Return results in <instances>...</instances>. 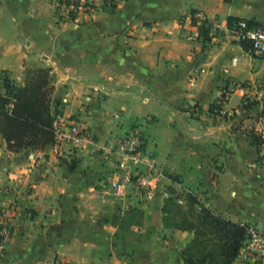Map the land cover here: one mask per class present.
I'll return each mask as SVG.
<instances>
[{"label": "crops", "instance_id": "1", "mask_svg": "<svg viewBox=\"0 0 264 264\" xmlns=\"http://www.w3.org/2000/svg\"><path fill=\"white\" fill-rule=\"evenodd\" d=\"M114 2V11L64 23L50 0H0V75L24 86L30 71L48 69L56 121L82 124L98 146L116 149L135 127L144 138V164L128 169L98 147L55 142L16 153L0 135V215L14 211L0 264H125L153 242L161 264H186L195 235L165 228L168 190L194 193L216 215L264 234V55L227 34L206 40L190 17L264 26V0ZM237 83L248 87L250 108L232 92ZM213 105L230 117L214 116ZM115 172L133 181L151 174L148 197L132 187L115 196Z\"/></svg>", "mask_w": 264, "mask_h": 264}, {"label": "trees", "instance_id": "2", "mask_svg": "<svg viewBox=\"0 0 264 264\" xmlns=\"http://www.w3.org/2000/svg\"><path fill=\"white\" fill-rule=\"evenodd\" d=\"M115 8L116 5L112 4L110 10ZM250 24L255 23L250 21ZM200 28L204 30V38L209 40L205 26ZM245 46L250 47L249 44ZM53 83L48 69L30 71L24 86H18L5 74L0 75V135L10 151L43 150L55 144L54 124L62 111L60 104L53 99ZM9 105H12L11 108ZM216 107H211L212 113ZM245 107L250 108L251 104ZM254 138L259 141L258 137ZM170 179L180 183L177 177ZM167 192L169 197L162 209L165 228L195 235L192 243L182 252L184 262L233 264L246 238L245 226L216 215L194 193ZM180 200L185 204H180Z\"/></svg>", "mask_w": 264, "mask_h": 264}, {"label": "built area", "instance_id": "3", "mask_svg": "<svg viewBox=\"0 0 264 264\" xmlns=\"http://www.w3.org/2000/svg\"><path fill=\"white\" fill-rule=\"evenodd\" d=\"M55 4L56 16L61 22L78 23L84 17L92 15L99 9L109 8L112 4L116 5L114 0H50ZM195 22V26H205L209 40L218 38L221 34H227L238 38L241 42L250 45L248 52L251 55H264V26L250 24L249 20H240L232 25H224L218 18H208L203 12L196 11L190 15ZM236 61H233L235 64ZM227 72V71H226ZM248 87L245 84L237 83L233 85L232 92L239 93L243 98V105L248 106L251 98L248 97ZM2 93L0 92V107ZM12 105H9L11 108ZM213 115L218 118H229L230 114L223 105H217ZM55 142L57 145L65 144L79 151L86 147H98L103 152L105 158L110 161L114 155L120 158L119 163L127 162L128 169L139 168L144 164V138L139 128H132L128 134L119 141L117 148L109 146H98L92 131L82 124L74 122L65 124L56 121L54 124ZM113 169L119 171L120 166L116 162ZM111 188L114 195L123 197L128 188L132 187L136 196L144 200L148 197L151 186V174L139 175L135 181L132 176H120L117 172L111 178ZM164 196L169 197V193L164 191ZM181 202V201H180ZM13 209L8 208L0 215V253L5 251L6 244L12 237ZM246 238L238 255V260L242 264L264 263V234L254 224L245 225Z\"/></svg>", "mask_w": 264, "mask_h": 264}, {"label": "rangeland", "instance_id": "4", "mask_svg": "<svg viewBox=\"0 0 264 264\" xmlns=\"http://www.w3.org/2000/svg\"><path fill=\"white\" fill-rule=\"evenodd\" d=\"M153 243H151L150 249H148V251L146 250V252H148V255L146 257L137 258V259H139L140 262L142 261L141 262L142 264H144V263L145 264H161L162 263V261L159 260V256L152 255V253H151V251H153L155 249L157 250V246L156 245L154 246ZM124 251H125V249H124ZM137 259L136 258L134 259L132 257H130V258L124 257L123 262H125V264H139L140 262Z\"/></svg>", "mask_w": 264, "mask_h": 264}, {"label": "water", "instance_id": "5", "mask_svg": "<svg viewBox=\"0 0 264 264\" xmlns=\"http://www.w3.org/2000/svg\"><path fill=\"white\" fill-rule=\"evenodd\" d=\"M259 230H261V229L259 228Z\"/></svg>", "mask_w": 264, "mask_h": 264}]
</instances>
